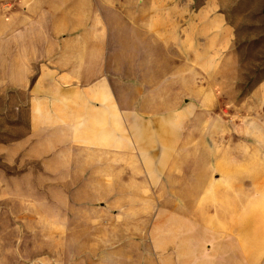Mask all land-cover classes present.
Instances as JSON below:
<instances>
[{
	"label": "crops",
	"instance_id": "obj_1",
	"mask_svg": "<svg viewBox=\"0 0 264 264\" xmlns=\"http://www.w3.org/2000/svg\"><path fill=\"white\" fill-rule=\"evenodd\" d=\"M118 4L0 0V264L23 257L4 228L104 224L137 227L139 249L71 264H264V123L220 111L195 138L219 97L194 103V45L178 41L171 83L146 27L122 44Z\"/></svg>",
	"mask_w": 264,
	"mask_h": 264
},
{
	"label": "rangeland",
	"instance_id": "obj_2",
	"mask_svg": "<svg viewBox=\"0 0 264 264\" xmlns=\"http://www.w3.org/2000/svg\"><path fill=\"white\" fill-rule=\"evenodd\" d=\"M118 1L115 11L119 19L115 24L120 41L125 45L134 38L142 40L143 35L135 34L138 30L133 28L146 27L145 44L149 47L157 38V60L161 63L162 76L171 83L176 80L177 43L194 45L196 86L193 92L197 94L194 103L196 106L203 103L205 96L198 93H203L204 88L219 97L215 108L208 111L210 114L202 112L196 116L195 138H204L202 124L210 119L212 123L217 122L220 111L231 120L235 108L242 107V117L247 115L243 109L253 108L250 117L259 124L264 123V0ZM254 92L258 93L250 99ZM6 100L0 107L8 105ZM225 109L227 113L223 112ZM4 122L0 120L3 126ZM258 135L255 150L264 155V130L258 129ZM257 169L264 170L260 163ZM133 229L138 228L104 224L68 226L59 232L52 227L48 238L9 227L4 228V238L13 241L3 246L17 247L23 254L19 264H71L89 252L138 250L137 243L123 241ZM26 235H33L34 243L26 242ZM27 250L33 252L29 257H26Z\"/></svg>",
	"mask_w": 264,
	"mask_h": 264
}]
</instances>
